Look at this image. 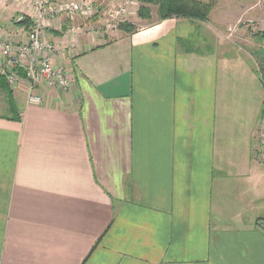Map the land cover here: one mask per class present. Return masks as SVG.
Here are the masks:
<instances>
[{"label":"crops","instance_id":"1","mask_svg":"<svg viewBox=\"0 0 264 264\" xmlns=\"http://www.w3.org/2000/svg\"><path fill=\"white\" fill-rule=\"evenodd\" d=\"M21 13L0 0L1 38L25 41ZM87 27L45 30L69 90L40 87L34 105L6 84L10 111L0 88V264H264L255 72L224 63L242 75L232 108L234 80L219 78L215 45L195 47L198 22Z\"/></svg>","mask_w":264,"mask_h":264},{"label":"built area","instance_id":"2","mask_svg":"<svg viewBox=\"0 0 264 264\" xmlns=\"http://www.w3.org/2000/svg\"><path fill=\"white\" fill-rule=\"evenodd\" d=\"M6 1V0H5ZM20 5L21 18L28 20L22 27L25 41H14L12 38L0 37V77L12 92L23 91L28 104L40 105L42 99L37 89L69 90L71 82L64 68L52 63L56 48L45 40V30L51 27L56 19H63L66 31L63 39H72L75 35L88 32L80 21L96 15L103 19L104 31L114 28L122 21L127 10L122 6L106 8L85 0H12ZM19 19V20H20ZM84 29V30H83Z\"/></svg>","mask_w":264,"mask_h":264},{"label":"rangeland","instance_id":"3","mask_svg":"<svg viewBox=\"0 0 264 264\" xmlns=\"http://www.w3.org/2000/svg\"><path fill=\"white\" fill-rule=\"evenodd\" d=\"M113 4L114 7H124L127 10V15L107 32L117 29L118 24L122 22L132 24L137 21L138 24L135 27L138 28L158 21L157 6L152 4H141L138 0H116ZM140 6L148 9V18L138 17V8ZM108 7H111V5H106V8ZM16 19L14 18L13 21ZM100 23H103V19H100L97 15L88 20L80 21L83 27L84 25L92 24L94 25V30L100 29V32H105L102 28H99V25H96ZM198 24L200 25V30L198 37L195 38V47H198L199 50H206L208 46L212 48V45H215L216 55L219 58V78L221 76H229L230 79L234 80L229 82L227 90L229 93L235 94L234 99L229 100L228 103L232 108H239L240 101L244 99L240 95L237 97L238 94H236L241 88V70L235 65L232 68L227 66L226 69L224 63L232 64V61L236 62V59L245 61L249 64L252 71L255 72L259 82L261 84L264 82V0H217L210 12L208 21L198 22ZM209 34H215V44L212 42V38L211 40L209 39ZM184 46L188 48L186 43H184ZM221 85L222 83H220V87ZM255 99V97L251 96L250 104L253 105L254 102H257ZM259 119L260 126L264 128L263 118ZM255 142L258 150L260 149L263 154L264 145H259L258 139Z\"/></svg>","mask_w":264,"mask_h":264},{"label":"trees","instance_id":"4","mask_svg":"<svg viewBox=\"0 0 264 264\" xmlns=\"http://www.w3.org/2000/svg\"><path fill=\"white\" fill-rule=\"evenodd\" d=\"M141 4H152L157 6V18L158 21H163L171 18L185 19L191 22H207L210 12L214 8L217 0H138ZM138 17H149V11L143 6L138 8ZM20 19V18H19ZM18 19V20H19ZM15 21L16 26L27 25L28 20L21 18L20 21ZM117 29L125 33H133L136 30L135 25L130 23H119ZM178 45L185 48L184 41L178 40ZM187 44V43H186ZM187 52V50H186ZM262 82V81H261ZM262 88L264 90V82H262ZM0 88L4 90L7 97V104L12 111L14 109V103L10 90H8L5 80L0 77ZM261 117L264 120V99L263 107L260 112Z\"/></svg>","mask_w":264,"mask_h":264},{"label":"water","instance_id":"5","mask_svg":"<svg viewBox=\"0 0 264 264\" xmlns=\"http://www.w3.org/2000/svg\"><path fill=\"white\" fill-rule=\"evenodd\" d=\"M20 20H18V22H19Z\"/></svg>","mask_w":264,"mask_h":264}]
</instances>
